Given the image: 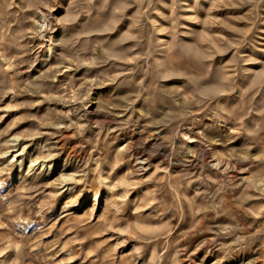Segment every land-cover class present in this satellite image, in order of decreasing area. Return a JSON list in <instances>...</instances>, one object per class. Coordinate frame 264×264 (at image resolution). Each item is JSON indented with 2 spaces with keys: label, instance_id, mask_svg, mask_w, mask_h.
I'll list each match as a JSON object with an SVG mask.
<instances>
[{
  "label": "rangeland",
  "instance_id": "374dc122",
  "mask_svg": "<svg viewBox=\"0 0 264 264\" xmlns=\"http://www.w3.org/2000/svg\"><path fill=\"white\" fill-rule=\"evenodd\" d=\"M0 264H264V0H0Z\"/></svg>",
  "mask_w": 264,
  "mask_h": 264
},
{
  "label": "bare ground",
  "instance_id": "6f19581e",
  "mask_svg": "<svg viewBox=\"0 0 264 264\" xmlns=\"http://www.w3.org/2000/svg\"><path fill=\"white\" fill-rule=\"evenodd\" d=\"M138 163V162H137Z\"/></svg>",
  "mask_w": 264,
  "mask_h": 264
}]
</instances>
